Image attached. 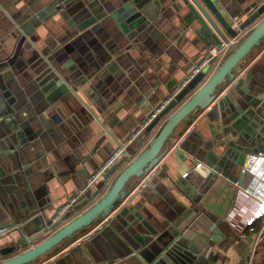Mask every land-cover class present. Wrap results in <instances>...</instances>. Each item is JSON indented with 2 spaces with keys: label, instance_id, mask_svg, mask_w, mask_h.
<instances>
[{
  "label": "crops",
  "instance_id": "1",
  "mask_svg": "<svg viewBox=\"0 0 264 264\" xmlns=\"http://www.w3.org/2000/svg\"><path fill=\"white\" fill-rule=\"evenodd\" d=\"M153 1L0 0V226L11 228L0 245L15 240L36 215L50 219L213 45L185 7ZM130 2L147 13L121 29L123 19L111 13ZM216 2L238 22L264 0ZM161 122L127 146L131 157ZM230 141L251 148L264 143V40L209 106L177 126L158 163L132 178L116 207L87 227L94 230L89 239L78 242L77 235L31 264H144V257L178 264L177 250L162 258L171 220L191 205L179 179L196 188L201 211L222 220L199 264H248L255 234L239 236L232 224L253 219L254 227H264V154L248 157L228 177L210 176L212 165L201 160L217 164ZM118 171L92 189L104 192ZM258 243L251 264H264V236Z\"/></svg>",
  "mask_w": 264,
  "mask_h": 264
},
{
  "label": "water",
  "instance_id": "2",
  "mask_svg": "<svg viewBox=\"0 0 264 264\" xmlns=\"http://www.w3.org/2000/svg\"><path fill=\"white\" fill-rule=\"evenodd\" d=\"M168 1L172 2L177 8L185 7L189 11L188 15L198 20L201 26L198 32L207 45H219L230 37L238 36L242 30L249 29L238 43L231 44L230 51L222 61L212 65L211 72L203 70L196 73L178 90L159 115L131 142L139 141L148 129L157 124L159 120H162L144 149L131 157L130 147H127V155L120 157L103 174L102 178L107 179L119 170L104 192L99 194L98 189L93 190L92 187H87L88 180H90L95 169L88 175L86 183L80 187L79 191L83 190V193L60 217L53 219L60 209L59 205L50 219L44 221L41 215H36L30 221H27L25 225L18 228V236L15 240L7 245H0V264H31L37 262L42 256L57 249L64 241L71 239L75 233L84 231L85 228L107 216L126 195L129 181L134 177H141L146 174L158 163L164 152L165 144L170 140L177 126L183 123L192 113L209 106L215 100L220 86L234 79L241 62L264 40V3L251 12L247 18L237 22L233 19V16L222 12L216 0ZM153 4L158 5V1L154 0ZM60 6L57 5L56 8ZM146 13L145 10L140 8L137 11L130 2L125 4L122 10L111 14L117 20L123 19V23L119 27L124 29L125 23L130 24ZM228 131L229 129H223L221 135L226 136ZM228 145V149L224 148V157L220 158L217 164L213 158L201 160L202 162H210L209 164L212 165L210 176L216 177L217 174H220L223 177H228L230 176V169L236 168L234 166L243 170L248 157L264 154V143H259L252 148L240 146L239 141H233V143L230 141ZM236 145L238 147H235ZM127 159L129 160L127 161ZM209 179L210 177L207 176L204 182ZM179 182L185 187V197L189 198L191 205L184 212L177 215L176 218L170 219V229L173 234L168 235V239L166 238L163 243L166 250L162 259H166L168 253L177 250L182 254L178 259V264H199V262L205 260L202 253L203 251L208 252V242L210 239L216 238L217 227L220 226L222 220L217 216L201 211L197 207L200 195L194 192L196 188H193L191 184L183 179H179ZM77 193L73 195H77ZM83 207L84 209L77 213ZM39 224H41L39 227L33 229V225L38 226ZM195 226L200 227L201 231H196ZM187 233H191L193 236L190 237ZM195 239H199L200 243H197ZM168 245L171 246L170 249H168ZM247 258L249 256H246ZM144 259V264H159L160 262H155L152 258L147 257H144ZM52 264L65 263L62 260H57Z\"/></svg>",
  "mask_w": 264,
  "mask_h": 264
},
{
  "label": "built area",
  "instance_id": "3",
  "mask_svg": "<svg viewBox=\"0 0 264 264\" xmlns=\"http://www.w3.org/2000/svg\"><path fill=\"white\" fill-rule=\"evenodd\" d=\"M238 43V38L233 37L230 40L223 41L219 45H212L210 46L205 54L203 55L202 59L199 61L197 65L194 66L191 73L188 74V76L185 78V80L181 83L179 86L180 90L196 73L208 70L210 66L213 64L216 65L220 61L223 60V58L228 54L230 51L231 44ZM177 90V91H178ZM176 91V92H177ZM175 92V93H176ZM171 95L170 97L164 99L161 103L156 105L145 117V119L139 124V126L135 129V131L129 136L126 142L116 147L109 155L108 157L99 165V167L93 172L91 175L90 180H88L87 187H92L96 181L102 179L103 174L112 166L114 165L120 157L127 155L126 148L127 146L139 135L142 131L146 129V127L159 115V113L165 108V106L173 99L174 95ZM129 158V157H128ZM141 185H144L141 183ZM140 185V186H141ZM83 193V190L78 191L77 195H72L69 197L63 204L60 205V209L57 212L55 218L60 217L69 207L74 204L78 197ZM260 206H264V195L260 197ZM264 214V209H263ZM262 214V213H259ZM253 219H249L244 225L233 223L232 228L236 230L239 233V236L244 235L245 230L249 231L251 233L255 234V240L253 244V248L250 253V257H254V253L256 251L255 247L257 246L259 240L264 236V227L260 228L259 230H255L252 225ZM11 228L7 226H0V235L5 234L10 231ZM94 233V230H89L85 232L81 237L77 239L78 242H81L82 240L89 239L91 235ZM252 258H248V264H251Z\"/></svg>",
  "mask_w": 264,
  "mask_h": 264
},
{
  "label": "trees",
  "instance_id": "4",
  "mask_svg": "<svg viewBox=\"0 0 264 264\" xmlns=\"http://www.w3.org/2000/svg\"><path fill=\"white\" fill-rule=\"evenodd\" d=\"M194 115H195V113H192L184 122H183V124H185V123H190V121L192 120V118L194 117ZM124 165V164H123ZM84 209V207L83 208H80L79 210H78V212L77 213H79L81 210H83ZM76 213V214H77ZM72 217V216H71ZM254 227V226H253ZM86 229V228H85ZM254 229L257 231V230H259L257 227H254ZM82 231H79V232H77V233H75L74 235H73V237L72 238H74V237H76L77 235H79L80 233H81ZM71 238V239H72ZM71 239H68V240H66V241H70ZM65 241V242H66ZM61 246V245H60ZM59 246V247H60ZM257 251H258V248H257ZM262 254H263V260H264V250H263V252H262Z\"/></svg>",
  "mask_w": 264,
  "mask_h": 264
},
{
  "label": "rangeland",
  "instance_id": "5",
  "mask_svg": "<svg viewBox=\"0 0 264 264\" xmlns=\"http://www.w3.org/2000/svg\"><path fill=\"white\" fill-rule=\"evenodd\" d=\"M224 59V58H223ZM87 231H89L88 230V228L87 229H85L84 231H82L81 233H80V235H78V237L80 236H82L85 232H87ZM77 238V237H76ZM259 244V243H258ZM258 246V245H257ZM257 246L255 247V249H257Z\"/></svg>",
  "mask_w": 264,
  "mask_h": 264
}]
</instances>
